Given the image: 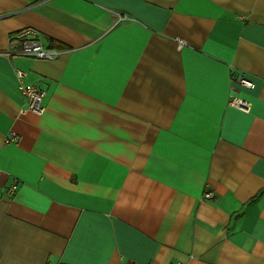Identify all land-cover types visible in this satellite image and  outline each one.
<instances>
[{
	"label": "crops",
	"instance_id": "obj_1",
	"mask_svg": "<svg viewBox=\"0 0 264 264\" xmlns=\"http://www.w3.org/2000/svg\"><path fill=\"white\" fill-rule=\"evenodd\" d=\"M130 261L264 264V0H0V264Z\"/></svg>",
	"mask_w": 264,
	"mask_h": 264
},
{
	"label": "built area",
	"instance_id": "obj_2",
	"mask_svg": "<svg viewBox=\"0 0 264 264\" xmlns=\"http://www.w3.org/2000/svg\"><path fill=\"white\" fill-rule=\"evenodd\" d=\"M123 17H118V20H121ZM10 42H16L18 44V49L14 54L16 55H26L32 56L38 59L52 60L57 58L61 51L47 46L41 39L39 32L31 27H26L17 30L14 34L9 35ZM175 41L177 43V48L180 49L187 45L186 40L176 37ZM10 54V53H8ZM17 78L19 79V91L24 96L26 100V109L32 111L38 115H41L44 111V97L46 95L45 90L35 84L25 83L23 81L24 73L20 70L16 71ZM231 80L235 81L238 85L244 88H253L254 82L244 76L243 74L237 73L235 70L231 71ZM230 105L233 107L239 108L244 111H248L250 103L239 97H235L234 95L229 99ZM19 140V136L14 132H10L9 135L5 138V142H17ZM16 188V184H11L7 189V194L11 195ZM203 199L212 198V193L207 191L203 193ZM126 264H138L137 262L130 261ZM173 264H181V263H173Z\"/></svg>",
	"mask_w": 264,
	"mask_h": 264
}]
</instances>
